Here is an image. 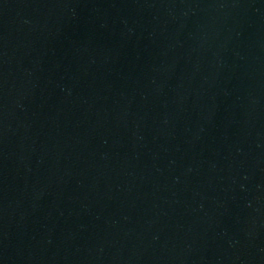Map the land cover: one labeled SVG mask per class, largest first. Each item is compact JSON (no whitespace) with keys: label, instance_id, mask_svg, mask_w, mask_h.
<instances>
[{"label":"water","instance_id":"water-1","mask_svg":"<svg viewBox=\"0 0 264 264\" xmlns=\"http://www.w3.org/2000/svg\"><path fill=\"white\" fill-rule=\"evenodd\" d=\"M0 264H264V0H0Z\"/></svg>","mask_w":264,"mask_h":264}]
</instances>
